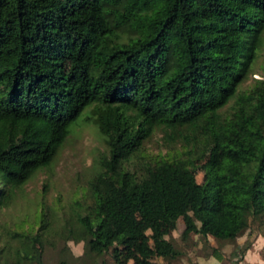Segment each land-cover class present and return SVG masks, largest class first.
Here are the masks:
<instances>
[{
  "label": "trees",
  "instance_id": "16d2710c",
  "mask_svg": "<svg viewBox=\"0 0 264 264\" xmlns=\"http://www.w3.org/2000/svg\"><path fill=\"white\" fill-rule=\"evenodd\" d=\"M263 30L264 0H0V208L84 107L104 143L86 198L14 230L0 264H42L54 238L176 264L179 216L217 239L264 218V76L240 88ZM155 129L181 149L147 154Z\"/></svg>",
  "mask_w": 264,
  "mask_h": 264
},
{
  "label": "rangeland",
  "instance_id": "374dc122",
  "mask_svg": "<svg viewBox=\"0 0 264 264\" xmlns=\"http://www.w3.org/2000/svg\"><path fill=\"white\" fill-rule=\"evenodd\" d=\"M264 76V30L262 42L251 62L248 76L240 88H247L256 77ZM228 103L221 109H226ZM84 107L70 124L63 143L55 150L51 161L38 168L21 186L16 188L13 198L0 208V243L8 242L14 230L38 226V213L56 227L63 221L75 199H83L85 183L100 169L99 154L104 150L103 138L95 124L88 119ZM143 149L147 154L175 152L181 149L178 141L170 142L163 138L160 129L145 140ZM198 181L203 179V171L195 166ZM23 224L20 225V223ZM184 221L178 217L175 226L167 227V236L173 238L180 253L171 261L176 264H264V218L253 217L249 225L233 239H217L211 234L199 233L181 235ZM150 233L149 228H145ZM54 236L56 234L54 233ZM51 239V238H49ZM55 245L44 247L42 264H58L64 257L66 264H113L108 252L96 246L91 256L83 253L82 241L69 239L63 245L56 239ZM165 264L166 260L157 257Z\"/></svg>",
  "mask_w": 264,
  "mask_h": 264
}]
</instances>
